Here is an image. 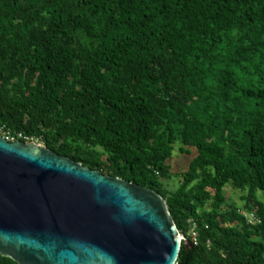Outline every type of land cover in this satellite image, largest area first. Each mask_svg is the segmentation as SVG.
I'll list each match as a JSON object with an SVG mask.
<instances>
[{
    "label": "trees",
    "instance_id": "16d2710c",
    "mask_svg": "<svg viewBox=\"0 0 264 264\" xmlns=\"http://www.w3.org/2000/svg\"><path fill=\"white\" fill-rule=\"evenodd\" d=\"M0 130L162 195L176 264H264V0H0Z\"/></svg>",
    "mask_w": 264,
    "mask_h": 264
},
{
    "label": "water",
    "instance_id": "95a60500",
    "mask_svg": "<svg viewBox=\"0 0 264 264\" xmlns=\"http://www.w3.org/2000/svg\"><path fill=\"white\" fill-rule=\"evenodd\" d=\"M192 242L152 189L0 135V255L17 264H176Z\"/></svg>",
    "mask_w": 264,
    "mask_h": 264
},
{
    "label": "rangeland",
    "instance_id": "374dc122",
    "mask_svg": "<svg viewBox=\"0 0 264 264\" xmlns=\"http://www.w3.org/2000/svg\"><path fill=\"white\" fill-rule=\"evenodd\" d=\"M42 144V143H41ZM191 153L190 154H183L179 151V145H175V150L173 153L172 158L168 161L172 168V173L181 172L188 168L190 161L195 157L196 150L189 148ZM166 186L168 189L174 191L179 185V178H173L165 181ZM225 195L227 197L228 203L237 204L238 206L242 205L240 200L243 193L237 189H234L231 186H227L224 189ZM258 197L260 200L264 202V193L258 192Z\"/></svg>",
    "mask_w": 264,
    "mask_h": 264
},
{
    "label": "built area",
    "instance_id": "2783aa9c",
    "mask_svg": "<svg viewBox=\"0 0 264 264\" xmlns=\"http://www.w3.org/2000/svg\"><path fill=\"white\" fill-rule=\"evenodd\" d=\"M0 135L10 142L20 141V139L23 138L22 134H18V137H14L9 132L6 133V132H3L2 130H0ZM26 142H29V141H26ZM243 214L249 219V222H253L256 220L252 214H247L245 212H243Z\"/></svg>",
    "mask_w": 264,
    "mask_h": 264
}]
</instances>
